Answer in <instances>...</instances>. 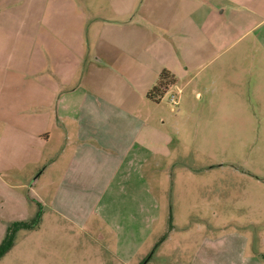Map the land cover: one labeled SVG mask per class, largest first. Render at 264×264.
Returning <instances> with one entry per match:
<instances>
[{"label":"crops","instance_id":"0c3cea01","mask_svg":"<svg viewBox=\"0 0 264 264\" xmlns=\"http://www.w3.org/2000/svg\"><path fill=\"white\" fill-rule=\"evenodd\" d=\"M9 1L0 7V172L34 175L33 191L47 170L64 191L97 182L106 191L166 156L170 116L148 97L164 71L172 88L220 95L264 73L263 57L231 53L264 44V0H111L109 15L101 0ZM196 247L186 264H264L260 232Z\"/></svg>","mask_w":264,"mask_h":264},{"label":"rangeland","instance_id":"374dc122","mask_svg":"<svg viewBox=\"0 0 264 264\" xmlns=\"http://www.w3.org/2000/svg\"><path fill=\"white\" fill-rule=\"evenodd\" d=\"M101 2L111 14L112 1ZM231 53L264 59V44L241 43ZM238 78L241 85L226 95L190 84L177 106L170 102L176 89H168L161 104L170 116L169 153L148 161L140 176L115 178L106 191L101 182L86 192L64 191L48 170L39 178L36 172L33 191L34 175L0 172V243L40 215L35 228L16 232L0 264H186L207 236L263 238L264 73Z\"/></svg>","mask_w":264,"mask_h":264},{"label":"trees","instance_id":"16d2710c","mask_svg":"<svg viewBox=\"0 0 264 264\" xmlns=\"http://www.w3.org/2000/svg\"><path fill=\"white\" fill-rule=\"evenodd\" d=\"M174 79L169 72L164 71L160 77L158 84L148 94V97L156 102H159L165 93L168 91L170 86L173 85ZM39 214L30 222L18 223L15 227L7 232V235L0 243V259H2L13 247L15 234L19 229H33L36 227L39 221Z\"/></svg>","mask_w":264,"mask_h":264},{"label":"built area","instance_id":"2783aa9c","mask_svg":"<svg viewBox=\"0 0 264 264\" xmlns=\"http://www.w3.org/2000/svg\"><path fill=\"white\" fill-rule=\"evenodd\" d=\"M172 89V86H170V88H169V90H171ZM174 89H176V92H174V93H176V94H172L171 96H170V102L172 103V105H174V106H177L178 104H179V97H178V94H181L182 93V91H181V89H178V88H175L174 87ZM172 111H175L174 109H172Z\"/></svg>","mask_w":264,"mask_h":264}]
</instances>
